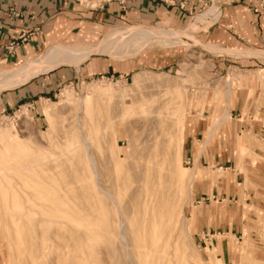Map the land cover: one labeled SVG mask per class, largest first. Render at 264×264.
<instances>
[{"label":"rangeland","instance_id":"1","mask_svg":"<svg viewBox=\"0 0 264 264\" xmlns=\"http://www.w3.org/2000/svg\"><path fill=\"white\" fill-rule=\"evenodd\" d=\"M116 1L78 2L99 9ZM238 2L199 1L181 26L132 21L92 27L87 39L76 27L73 38L61 40L95 47L115 31L151 27L175 30L191 46H129L121 61L99 54L94 61L115 71L95 75L86 72L87 60L61 66L69 75L51 95L0 113V134L8 132L13 148L25 146L15 152L0 142V264H48L51 257L53 264H141L146 256L156 264H264V36L245 25V14L227 10ZM135 73L140 82L130 87ZM211 131L213 139L229 138L220 170L194 166L184 146L188 134L201 143ZM85 138L88 150L76 146ZM209 177H224L239 196L197 204V180ZM205 218L208 229L227 224L232 233L198 236L195 223ZM44 240L50 250H42Z\"/></svg>","mask_w":264,"mask_h":264},{"label":"crops","instance_id":"2","mask_svg":"<svg viewBox=\"0 0 264 264\" xmlns=\"http://www.w3.org/2000/svg\"><path fill=\"white\" fill-rule=\"evenodd\" d=\"M78 1L0 0V67L19 65L41 55L48 47L61 44L62 39L73 38V30L76 27L80 28L78 30L80 37L87 39L91 34L92 27H114L132 21L140 25L171 21V23L181 26L195 4L199 1L207 2V0H186L185 7L170 9V6L157 0H121L105 4L99 9H86L81 7ZM237 1L239 2L227 7V10H236L245 14L247 19H244L245 25L250 29L258 28V37H263L264 11L260 7L262 0ZM212 11L213 9L209 10V12ZM227 22L229 25L238 24L236 19H228ZM96 58L97 55L85 63L87 64L86 72H89V75L115 71L110 63H96L94 61ZM138 74L135 73L134 76ZM68 75V71L58 67L30 79L22 85L1 91L0 113L9 112L34 97L43 98L51 95L52 91L60 86ZM202 131L206 132L205 126ZM229 132L233 134L231 129ZM228 135H225L226 138ZM197 139L196 133H190L184 142L190 162L197 167L223 169V165L226 164L225 158L230 152L229 138L226 140L213 139L212 133L208 139L202 138L201 143ZM196 185L194 198L197 204L224 203L227 200L229 202L230 197L239 196V189L228 186L224 177H215L214 183L210 177L203 181L198 179ZM208 221L211 220L205 218L202 222L196 221L195 228L198 236L208 234L210 240L213 238L215 240L217 235L225 234L224 230L226 234L232 233L230 225L227 224L224 225V228L219 225L218 229H208L210 227Z\"/></svg>","mask_w":264,"mask_h":264},{"label":"bare ground","instance_id":"3","mask_svg":"<svg viewBox=\"0 0 264 264\" xmlns=\"http://www.w3.org/2000/svg\"><path fill=\"white\" fill-rule=\"evenodd\" d=\"M179 33V32H178ZM175 30H167V29H157L152 31L151 27H131L119 30L118 32H113L110 35H108L107 38H105L102 43L99 46H88V45H81V44H56L48 47L43 54L29 59L23 63H20L19 65L15 66L14 68H1L0 67V92L5 89H10L19 85H22L25 82L32 80V78L42 74V73H48L60 66L64 65H72V66H79L84 61L95 57V55H103L107 56L114 60H124V53L126 49L129 46H136L137 48H140L141 46L152 44L156 41V43H159L163 46H170V45H183V46H191L184 40V35H180ZM186 37L192 41L197 42V40L190 34L186 33ZM181 37V38H180ZM180 40V41H179ZM190 43V42H189ZM141 74H138L133 77L132 84H130V87H137L138 83L141 79ZM231 78L228 79V85L229 88L231 86ZM97 93H103L101 89L96 88L94 90ZM71 93L68 91H65L63 96V101H70L71 100ZM86 99H83L81 101L82 107H87L88 105H84ZM45 114L49 118H51V114L47 111V109H43ZM184 117V114H177V124L179 127V132L182 133L184 130V123L182 121ZM224 118L226 117L223 116ZM8 132H1L0 134V142L3 145L9 146L12 150L15 152H22L25 150L24 144H17L15 147H11L9 144L10 140L8 139ZM77 147H84L85 150H88V138H85L82 142L76 141ZM87 159L89 162V165L91 168L95 170V162L92 159L90 155H87ZM187 170L186 168H183V170ZM20 168L17 169H9L6 171H1V173L6 172H18ZM190 184L193 182V176L190 180ZM95 183V179H94ZM98 185V184H97ZM13 186L17 187V183H14ZM105 196H107L114 205H116V210L119 211V205L116 200V198L104 190L103 188L97 187ZM151 198V196H150ZM25 200H28V197L24 196ZM12 205V204H11ZM35 210V209H34ZM121 230V229H120ZM120 241L122 243H125V238L123 235H118ZM46 240L41 242V248L44 250L46 248L47 250H50L48 245L46 247H42L46 244ZM39 244V246H40ZM170 243H166L164 248L166 246H169ZM156 251V249L154 250ZM159 252V251H158ZM160 254V253H159ZM40 255L43 256L44 252L41 251ZM52 258V257H51ZM48 259V264H53L52 259ZM156 259L154 257L148 258V256L145 257L144 260H142L141 264H156ZM139 261L133 262V264H138ZM41 264L42 260H41Z\"/></svg>","mask_w":264,"mask_h":264},{"label":"built area","instance_id":"4","mask_svg":"<svg viewBox=\"0 0 264 264\" xmlns=\"http://www.w3.org/2000/svg\"><path fill=\"white\" fill-rule=\"evenodd\" d=\"M185 1H186V0H185ZM165 2H166V0H165ZM169 4H175V3H174V1H170ZM183 5H184V1H182V2L180 3V7L183 8ZM260 7H262V8L264 7V0H262V1L260 2ZM7 118H10V117L7 116L6 119H7ZM205 239H206V240H210V236H209L208 234H206V235H205Z\"/></svg>","mask_w":264,"mask_h":264}]
</instances>
